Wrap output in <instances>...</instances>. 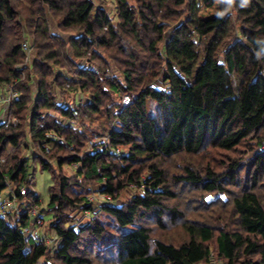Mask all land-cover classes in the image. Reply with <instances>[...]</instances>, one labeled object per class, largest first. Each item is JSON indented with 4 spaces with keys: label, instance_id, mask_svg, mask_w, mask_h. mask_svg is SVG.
<instances>
[{
    "label": "trees",
    "instance_id": "16d2710c",
    "mask_svg": "<svg viewBox=\"0 0 264 264\" xmlns=\"http://www.w3.org/2000/svg\"><path fill=\"white\" fill-rule=\"evenodd\" d=\"M263 71L264 0H0V85L18 94L17 125H0V196L28 198L0 213V264H264ZM47 134L62 139L49 152ZM94 136L107 143L88 148ZM30 158L51 173L58 246L23 232L39 202ZM78 210L91 218L70 226Z\"/></svg>",
    "mask_w": 264,
    "mask_h": 264
},
{
    "label": "rangeland",
    "instance_id": "374dc122",
    "mask_svg": "<svg viewBox=\"0 0 264 264\" xmlns=\"http://www.w3.org/2000/svg\"><path fill=\"white\" fill-rule=\"evenodd\" d=\"M176 25V24H175ZM175 25H173L175 27ZM174 28L170 29L168 31V33L170 31H173ZM55 30V29H53ZM167 33V34H168ZM33 62V60H32ZM31 62V63H32ZM159 82V81H158ZM157 87H159V85H155ZM4 87H2V85H0V94L2 92ZM34 90V89H33ZM5 93V92H4ZM66 101V100H65ZM69 104V109L74 111L75 109H77L78 107H75L77 104H80L82 105V103H80L79 100H77V102H68ZM4 112V107L2 105H0V119H1V116ZM41 122L40 123H52V122H55L53 120L52 117H47V119H45L44 117L43 118H40L39 119ZM47 120V121H45ZM53 124V123H52ZM86 124L88 125L87 127H90V129H94L97 131V127H98V122H93V123H89L88 121L86 122ZM118 127V126H117ZM91 129V130H92ZM106 144L107 143V138H103V137H92V139L89 141V146L88 148H91L93 145L95 144ZM181 161H184V160H181L179 158V160H175V161H169L168 163L164 164V166L167 168L168 172H169V175H172V173L174 171H181V168L182 166L185 164V162H181ZM190 161L193 163V164H197L193 158H190ZM188 162V161H187ZM181 166V167H179ZM56 166L53 164V169H55ZM74 168H77V167H74ZM70 170V168H67L66 167V170H65V174L66 176H68L70 173L68 172ZM28 173L30 175V179H31V182L28 184V190L30 191L31 195H35L38 197V204H37V207H36V210L38 213H40L42 215V218H43V221L42 220H39V222L41 224H38L39 227H38V230L42 233V234H45L47 236V238H49L48 240L50 241V245H53V246H58V240L57 238L55 237V234L53 233L50 225L51 223H53V221H50V218L51 216L49 215V213L47 212V208H48V202H49V193H50V189L53 187V181H52V178H51V173L49 170H42L39 163H34L32 161V158L29 159L28 161ZM88 188H90L92 191L95 190V187L93 185H89L87 186ZM12 186L9 185V187H7L4 192L2 193L1 197L2 199H9L13 196V192H12ZM178 188V187H177ZM181 190V189H180ZM187 190V188L185 189ZM137 190L135 189V187L133 186H129L128 187V190L126 191L128 194H131L133 192H136ZM139 191V190H138ZM127 196V195H126ZM186 195H183L182 198H185ZM223 196V195H221ZM196 197V195H195ZM98 198V199H97ZM182 198L180 199L183 204V210H185L186 212H189L190 214V218L193 219V220H196V219H199V216L201 215L202 217H205V215L201 214L200 211H195V212H192V210H195L193 209V202H190L192 198L190 199H184L182 200ZM189 198V197H188ZM222 198V200H225V196L224 197H220ZM99 199L102 201L105 202V200L102 199V197H99L97 194H94V195H91L89 197V200L90 201H96V202H99ZM212 197H207L205 199V201L208 203V202H211L212 201ZM15 202H16V205L17 207H20L21 210H24L25 206H26V203L28 202V198L24 197L23 199H15ZM102 204V203H101ZM35 208L31 209L34 210ZM68 211V210H67ZM97 213V214H96ZM96 218H98V220L100 221H104L105 218L102 217V215L100 213H98L97 211H95V215H94ZM195 216V217H193ZM200 216V218H201ZM68 217L67 218L69 220V225L72 226V225H80V224H85L89 221V219L91 218V214L89 211H86V212H83L81 213L80 210L76 211V212H68ZM215 224V223H214ZM156 228V227H154ZM130 228H126V230H129ZM156 229H154L155 231ZM171 233H169L171 236H174L176 233L178 234H181L180 231L178 230H169ZM93 251V250H92ZM93 254H97L95 251H93ZM109 259V258H108ZM46 262H48V264H51L53 261H54V256H49L46 258L45 260ZM101 263V261L99 262ZM43 264V263H42ZM57 264V263H55ZM211 264H222L220 261H217V259H215L214 257L212 258V263Z\"/></svg>",
    "mask_w": 264,
    "mask_h": 264
},
{
    "label": "built area",
    "instance_id": "2783aa9c",
    "mask_svg": "<svg viewBox=\"0 0 264 264\" xmlns=\"http://www.w3.org/2000/svg\"><path fill=\"white\" fill-rule=\"evenodd\" d=\"M22 50L25 53V63L24 64L25 65L31 64V62L33 60V51H32V44L30 43V41L26 40L23 42ZM262 75L264 77V71L262 72ZM3 87L4 88L0 94V105H2L4 107V112H3L1 119H0V125L5 129V128H9L10 126H15L18 123V120L16 119V117H14L11 113L12 105L17 100L18 94L14 91V88L12 85H4ZM77 98H78L77 100H79L80 102L82 101L81 97H77ZM130 102L131 101H130V98L128 96H124L122 98V106L123 107L129 105ZM76 115H77V111H74V116H76ZM47 138L52 143H50V145H48V144L45 145L44 149L46 152H49L50 147L52 145H54V143H62L61 137H58L55 134H47ZM263 149H264V146H263ZM20 193L22 195L25 194V189H22L20 191ZM220 197H224V196H220ZM102 199L105 200V202L109 201L107 197H102ZM10 210L17 212L18 214H21L23 211V210H21L20 207H17L14 195L9 199H2V197L0 196V213H5V212L10 211ZM30 215L32 217V222L34 223L33 224L34 226L24 228L23 232H25V234L27 236L32 237L36 241H43L47 245H50L49 244L50 241L48 240L49 238H47V236L45 234H42L38 230V226H39L38 224H41V223L39 222V220L35 221V218L37 216L36 210L34 209V210L30 211Z\"/></svg>",
    "mask_w": 264,
    "mask_h": 264
}]
</instances>
